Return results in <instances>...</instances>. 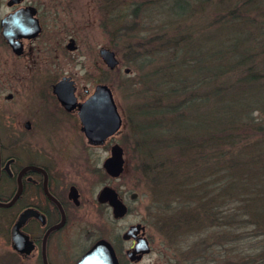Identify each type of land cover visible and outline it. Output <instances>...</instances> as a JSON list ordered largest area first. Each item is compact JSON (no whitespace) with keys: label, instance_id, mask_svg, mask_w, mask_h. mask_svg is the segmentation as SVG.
Wrapping results in <instances>:
<instances>
[{"label":"trees","instance_id":"16d2710c","mask_svg":"<svg viewBox=\"0 0 264 264\" xmlns=\"http://www.w3.org/2000/svg\"><path fill=\"white\" fill-rule=\"evenodd\" d=\"M107 9L118 43L128 20L162 35L157 53L133 48L137 70L152 64L147 58L170 56L143 77L138 94L149 105L135 128L147 146L140 169L170 245L187 234L208 251L198 238L213 228L229 244L222 264H264V140L248 141L264 133V0H111ZM205 9L209 27L218 26L213 34L182 26ZM249 43L254 48L244 51ZM160 132L168 138L149 145ZM223 145L226 154L207 155Z\"/></svg>","mask_w":264,"mask_h":264},{"label":"flooded vegetation","instance_id":"af4514ba","mask_svg":"<svg viewBox=\"0 0 264 264\" xmlns=\"http://www.w3.org/2000/svg\"><path fill=\"white\" fill-rule=\"evenodd\" d=\"M8 8L12 9L1 16L0 21L10 13L28 8L39 27L35 36L27 37L29 33H26V36L20 35L21 37L15 39L20 48L18 53H14L3 38L0 25V45L8 48L15 58H27L30 61L26 64H0V184L5 181L11 185L5 187L10 190L9 196H0V202L8 203L14 199L10 205L0 206V210H8L14 214L8 241L17 262L77 264L97 240L105 239L115 254L117 264H139L147 254L142 255L139 260H131L129 253L134 248L135 240L122 238L123 233L133 224L120 235L111 230L107 239L99 236L87 245L80 239L82 233L73 230V235L69 229L76 221L77 212L85 204V193L80 183L68 178L83 175L81 168L85 164L90 166L92 161L94 165L100 162L99 158L84 159L87 149L109 146L110 150L117 143L114 138L123 132L124 124L120 117L117 130L103 137L101 143L91 142L82 130L79 116L81 104H84L98 86L104 84L102 71L114 73L115 69H107L104 65L103 68L98 54L101 63H94L93 68L80 64V74L59 72L57 65L49 62V37L44 38L45 41L42 39L47 28L45 19H53L52 9L40 6L36 1L25 0H20ZM70 39L75 44V40ZM39 51L45 53V59H41V62H37ZM64 78L71 82L75 98L68 104L61 102L54 92V87ZM99 110L97 108L95 114ZM88 114H91L90 111ZM56 134L71 135L75 139L69 144L57 145L52 139ZM56 141L59 142L58 139ZM60 152H68V158L62 157L64 154ZM95 169L96 167L90 171L95 172ZM103 173L110 180L115 179L104 170ZM5 189H0V195ZM96 198L97 205L108 208L114 221L121 219L113 218L111 208L107 204L98 203ZM24 212H30L19 227V233L25 239H20L13 249L11 229ZM141 234L140 230L135 237L140 238ZM143 237L147 240L145 228ZM71 238V245L66 244ZM137 255L138 253L135 254Z\"/></svg>","mask_w":264,"mask_h":264},{"label":"rangeland","instance_id":"374dc122","mask_svg":"<svg viewBox=\"0 0 264 264\" xmlns=\"http://www.w3.org/2000/svg\"><path fill=\"white\" fill-rule=\"evenodd\" d=\"M6 1L7 0H0V17L12 9L5 5ZM25 1H36L40 6L44 5V7L47 9L51 8L53 11V19L50 21L46 20L47 18L45 19L47 28L42 35V39L49 37V62L56 64L57 70H60L59 72L68 73L69 71L80 74V71H78L81 68L80 64H83L85 67L93 68L94 63L100 62L98 50L102 47L114 51L119 61L118 66L114 68V73L102 71V80L104 84L108 85L117 111L124 124L122 127L123 132L114 138L117 144L123 149V172L119 177L113 180L105 177L101 168V163L104 158L109 155V146L87 149L85 151L84 159L97 160L99 158L100 162L94 165L92 161L90 166L85 164L84 168H81L83 175H79V177L76 178H68L70 181L74 180L80 183L85 193V204H83V208L81 207L77 212L76 221L73 222V226L69 227L70 232H72L73 235V230H77L79 234L82 233L83 236L80 239L84 240L87 245L96 240L99 236H103L107 239V236H110L111 230L120 235L129 225L140 223L144 225L145 236L148 240L150 251L139 264H222V260H224L225 257L227 258L228 255L223 253V251H225L223 247H226V245L229 246V244L226 243L227 241L224 238L216 235L213 228H211L208 233L198 238L208 241V251H205L204 248L202 249L201 245H192L194 238H192V235L190 236L187 234L179 237L181 238L179 243L170 245L165 227L159 224L162 220V216L160 215L159 217L154 208L151 184L144 179L143 173L141 172L142 170L140 169L141 158L145 157L143 152L147 146H140V143H138L141 139L140 134L135 131V128L145 124V117L140 113L144 106V102L146 103L144 106L146 108V106L149 105V100L145 99L141 94H138V92L141 93V91L143 92L144 90V85L142 84L143 77L153 70L154 72L157 71L156 68L165 66V64L167 65L170 56L169 54L163 53L161 57L156 55L153 58H147L146 60H153L151 61L152 64L144 67L140 72L136 68V58L132 59V57H134L133 52L135 51L133 48L142 43L141 45L145 48L141 49V53H157L156 51L159 49V43L161 42V34L158 36V32L155 35H149L152 30L146 28L147 30L144 31L142 27L145 26L137 25L134 20H128L124 25L121 24L123 28L128 30V34H126L125 38H122L123 42L121 41L118 43L117 40H115L116 33L113 32L114 27L110 20L111 14L107 9L111 0ZM212 19L209 9H205L201 17L198 19L195 17V19H193L195 23L191 24V20H188L185 24L182 23V26L186 27L190 24L188 29L191 28L192 31L199 30L201 32L203 30L204 33L208 31L210 34H213L214 29H218V26L209 27V22ZM137 27L139 29L136 32ZM251 29L255 30L254 27H251ZM131 30H133V32H131ZM170 32L172 31L169 30L166 34L169 36ZM251 34L253 35L254 33ZM69 37L75 40L74 46H77V48L72 51L66 48L68 42L71 40ZM252 48H254V46L249 43L243 47V50L251 51ZM34 58L36 59V56ZM37 59V62H41V59H45V53L39 51L37 53ZM256 59H261V57L258 56ZM29 62L27 58H15L8 48L0 45V64L14 65L26 64ZM126 69L128 72H125ZM135 81H137L138 86L135 85ZM138 81L140 84H138ZM251 114L253 117L259 115L257 112H252ZM255 137L256 140L259 138L264 140V133H257L252 136L248 135V141H253ZM167 138L168 136L160 132L156 133L155 139L150 138L147 142L149 145H152L154 144L153 140L159 143L165 141ZM52 139L53 143L63 146L64 144H69V142L75 138L71 135L56 134L52 136ZM56 139H58L59 142H57ZM258 141L259 140H257V142ZM225 147L226 145H223V150L213 151L212 149L211 151H207V155H211L213 160L214 157L227 153L225 151L227 147L226 149ZM60 153L64 154L61 155L62 157L68 158V152ZM226 159L227 157L224 160ZM209 162H211V159ZM94 167H96L95 172H91L90 170ZM7 186L11 187L10 183L2 181L0 189H5ZM104 186H111L116 190L119 198L127 206L128 212L125 217L114 221L111 218L108 208L97 205L95 202L96 195H98V192ZM9 194L10 190L5 189V192L0 196L5 198L9 196ZM132 194H135L134 199H131ZM13 221V212L0 210V264H21L17 262L10 248V242L8 241V232ZM72 241V238L68 239L66 244L71 245ZM214 243H217V245ZM220 243L221 246H218ZM125 244L128 245L127 243ZM218 248L219 252H216ZM22 264L33 263L27 262Z\"/></svg>","mask_w":264,"mask_h":264},{"label":"water","instance_id":"95a60500","mask_svg":"<svg viewBox=\"0 0 264 264\" xmlns=\"http://www.w3.org/2000/svg\"><path fill=\"white\" fill-rule=\"evenodd\" d=\"M20 0H7L6 6L10 7L19 3ZM31 9L25 8L8 14L1 19L2 36L14 53H18L20 44L15 39L26 36L33 37L37 34L39 27L36 26L35 20L32 18ZM21 35V36H20ZM67 50L75 49L74 41L71 39L67 46ZM98 54L104 65L110 70L116 68L119 64L114 51L102 47L98 50ZM125 72H128L126 69ZM63 90H62V89ZM54 92L60 98L61 102L68 104L75 100L71 82L66 78L54 87ZM99 108V113H96ZM90 111V115L88 112ZM95 114V116H94ZM79 116L82 123V130L85 136L91 141L101 143L103 137H106L117 130L120 126V115L117 111L116 104L111 95L108 86L102 84L98 86L95 92L81 104ZM123 149L115 143L110 148L109 156L103 161L102 168L112 178L119 177L123 172ZM135 198V194L131 195V199ZM97 202L107 204L111 208L113 218H122L127 213L126 205L118 197L117 192L108 186H104L97 195ZM14 199L8 203L0 202V206L10 205ZM30 215V212H24L11 229V238L13 241L12 248L16 247V243L20 239H25L19 233V227L24 220ZM141 230L140 238H136L135 234ZM144 226L140 223L131 225L122 235L124 240L133 238L135 240L134 248L129 253L131 260H139L142 255L148 254L150 251L147 240L143 237ZM138 253L137 256L135 254ZM135 256V257H134ZM77 264H117L115 254L105 239L97 240L92 247L81 257Z\"/></svg>","mask_w":264,"mask_h":264}]
</instances>
